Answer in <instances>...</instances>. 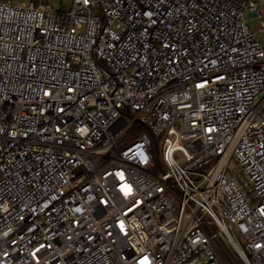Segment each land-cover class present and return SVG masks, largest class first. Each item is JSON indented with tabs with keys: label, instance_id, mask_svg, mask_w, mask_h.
Returning <instances> with one entry per match:
<instances>
[{
	"label": "built area",
	"instance_id": "obj_1",
	"mask_svg": "<svg viewBox=\"0 0 264 264\" xmlns=\"http://www.w3.org/2000/svg\"><path fill=\"white\" fill-rule=\"evenodd\" d=\"M263 1L0 0V264H264Z\"/></svg>",
	"mask_w": 264,
	"mask_h": 264
},
{
	"label": "rangeland",
	"instance_id": "obj_2",
	"mask_svg": "<svg viewBox=\"0 0 264 264\" xmlns=\"http://www.w3.org/2000/svg\"><path fill=\"white\" fill-rule=\"evenodd\" d=\"M43 1H46V2H50L51 4H53L57 9L59 8H69L71 5H72V0H43ZM260 10L262 13H264V1L261 3L260 5ZM250 26L253 30H259V25H258V21L256 20H253L250 22ZM259 39L260 41H263L264 39V32L259 34ZM233 164V163H232ZM235 172L239 173V169L238 170H235ZM226 246L227 248L230 250V252L236 257L233 249L231 248V246L226 243ZM237 258V257H236ZM238 261L243 264L239 258H238Z\"/></svg>",
	"mask_w": 264,
	"mask_h": 264
},
{
	"label": "water",
	"instance_id": "obj_3",
	"mask_svg": "<svg viewBox=\"0 0 264 264\" xmlns=\"http://www.w3.org/2000/svg\"><path fill=\"white\" fill-rule=\"evenodd\" d=\"M156 161L159 164L160 168L162 169V164L160 162V158L158 155H156ZM218 243L222 249V252L224 255L227 257V259L232 263V264H239L238 261L231 255L227 247L224 245V243L221 240H218Z\"/></svg>",
	"mask_w": 264,
	"mask_h": 264
},
{
	"label": "trees",
	"instance_id": "obj_4",
	"mask_svg": "<svg viewBox=\"0 0 264 264\" xmlns=\"http://www.w3.org/2000/svg\"><path fill=\"white\" fill-rule=\"evenodd\" d=\"M16 1H20V0H16ZM36 2H40L41 0H34ZM239 264H241L239 261H238Z\"/></svg>",
	"mask_w": 264,
	"mask_h": 264
}]
</instances>
